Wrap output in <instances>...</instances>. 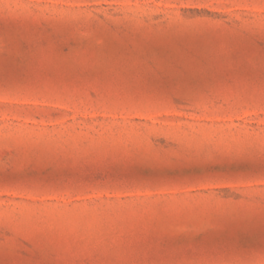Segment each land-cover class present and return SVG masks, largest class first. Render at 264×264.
Segmentation results:
<instances>
[{
	"label": "rangeland",
	"instance_id": "1",
	"mask_svg": "<svg viewBox=\"0 0 264 264\" xmlns=\"http://www.w3.org/2000/svg\"><path fill=\"white\" fill-rule=\"evenodd\" d=\"M0 264H264V0H0Z\"/></svg>",
	"mask_w": 264,
	"mask_h": 264
}]
</instances>
